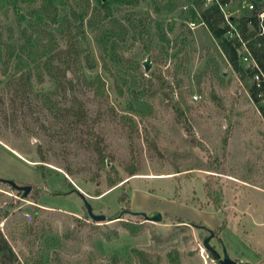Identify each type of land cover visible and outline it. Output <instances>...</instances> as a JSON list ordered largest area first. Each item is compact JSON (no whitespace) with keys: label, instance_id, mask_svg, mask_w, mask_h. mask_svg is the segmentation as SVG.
I'll use <instances>...</instances> for the list:
<instances>
[{"label":"rangeland","instance_id":"1","mask_svg":"<svg viewBox=\"0 0 264 264\" xmlns=\"http://www.w3.org/2000/svg\"><path fill=\"white\" fill-rule=\"evenodd\" d=\"M53 3L0 0V231L19 262L263 264L264 120L192 1L90 0L63 79L38 31L63 44L73 0Z\"/></svg>","mask_w":264,"mask_h":264},{"label":"trees","instance_id":"2","mask_svg":"<svg viewBox=\"0 0 264 264\" xmlns=\"http://www.w3.org/2000/svg\"><path fill=\"white\" fill-rule=\"evenodd\" d=\"M193 9L191 11V19L193 21L199 20L205 24L209 30L212 38L217 43L222 54L226 58L233 71L238 75L241 84L246 89L251 101L257 106V109L264 120V80L255 82L253 76L256 72L260 71L264 74V18L259 17V13L264 11V0H249L253 3L254 8L248 9L242 6V0H212L207 4V0H191ZM231 4H235V13L228 8ZM225 6V10L232 12L229 14V23H231L236 33L241 40L245 43L251 59L255 65H244L239 60L238 50L241 47V41L236 36H228V33L234 31L229 26L228 21L225 19V13L222 7ZM44 7L49 9L48 14L55 17L58 12L54 6L53 0H44ZM90 0H73V5L70 8V13L62 18L64 43L60 44L55 37L52 30L42 28L38 31L40 34L39 43L42 47L50 52V57L43 63V67L48 70L51 75L56 79H63L66 77V72L73 69L74 66L80 64V59L83 53L82 46L78 39V29L74 28V21L82 17V14L87 15L91 9ZM79 12V13H78ZM37 16H40L36 12ZM49 16V15H48ZM262 28V31H261ZM70 113L76 118V120L82 124H87V115L80 100L73 103L70 107ZM93 139V147L97 151L98 155L103 154V148L100 145L102 138L97 134L90 133ZM91 139V140H92ZM91 142V141H90ZM154 147H156L154 145ZM103 158V155H102ZM129 175H134L137 171L134 164L126 166ZM110 186L115 184V181L110 178ZM208 196L211 195L210 190H207ZM122 195L121 198H123ZM38 195L35 196L37 198ZM119 210L113 218L120 217ZM143 216V213H138ZM177 222H187L181 217H176ZM128 223V222H127ZM195 223V222H191ZM206 226L203 222H198ZM226 226V220H221V223L215 229H209L205 227L210 233L217 235ZM132 231L136 229L132 226ZM0 264H21L18 260L16 253L0 231ZM178 264V263H176Z\"/></svg>","mask_w":264,"mask_h":264},{"label":"built area","instance_id":"3","mask_svg":"<svg viewBox=\"0 0 264 264\" xmlns=\"http://www.w3.org/2000/svg\"><path fill=\"white\" fill-rule=\"evenodd\" d=\"M211 1L212 0H207V3H210ZM242 6L248 8V9H253L254 8L253 3L251 1H249V0H242ZM222 9L224 10V13H225V19L229 23V19H228L229 14L225 11V6H223ZM259 17L261 19L264 18V11L259 13ZM191 25L193 26L194 23L191 22ZM229 26L234 31V33L230 32V33H228V36H231V35L236 36V37L239 38V41H241V47L238 50L239 60L246 66L255 65L254 61L251 59L250 53H249L245 43L241 40L239 35L236 33L234 26L231 23H229ZM261 31H262V28H261ZM253 80L255 82H257V85H258V82L260 80H262V81L264 80V74L262 72H260V71L256 72L254 74V76H253Z\"/></svg>","mask_w":264,"mask_h":264},{"label":"water","instance_id":"4","mask_svg":"<svg viewBox=\"0 0 264 264\" xmlns=\"http://www.w3.org/2000/svg\"><path fill=\"white\" fill-rule=\"evenodd\" d=\"M2 180L17 190H24V194H27L28 191L30 190V186H20L17 185L12 180H4V179ZM84 207L86 208V211L92 220L103 221L106 219V216L104 214H95L92 210L91 204L85 198H84ZM208 249L212 252L215 258L219 259L221 264H245V263H238L235 260H232L227 256V254H224V256L220 257V254L217 251H215L213 248L208 247Z\"/></svg>","mask_w":264,"mask_h":264},{"label":"crops","instance_id":"5","mask_svg":"<svg viewBox=\"0 0 264 264\" xmlns=\"http://www.w3.org/2000/svg\"><path fill=\"white\" fill-rule=\"evenodd\" d=\"M206 225V224H205ZM217 227V226H216ZM209 229H215V227L214 228H212V227H210ZM224 229H226V228H224ZM224 229L222 230V231H224ZM222 231L220 232V233H222ZM220 233L218 234V235H220ZM232 260H235L236 262L237 261H239L238 263H245V264H247L248 262H245L247 259H243V258H233ZM263 264H264V262H263Z\"/></svg>","mask_w":264,"mask_h":264}]
</instances>
